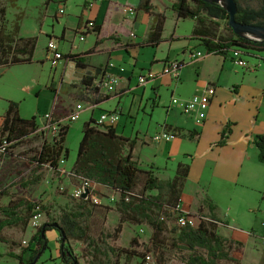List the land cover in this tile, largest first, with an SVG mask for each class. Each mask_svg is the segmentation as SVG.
<instances>
[{
	"label": "rangeland",
	"instance_id": "obj_1",
	"mask_svg": "<svg viewBox=\"0 0 264 264\" xmlns=\"http://www.w3.org/2000/svg\"><path fill=\"white\" fill-rule=\"evenodd\" d=\"M156 1L157 0H152V2L161 9L156 4ZM161 1L165 2V7L161 10L166 11V21L163 33L166 37H169V34L172 33V30L175 27L176 19L175 16L172 15L173 11L171 9L170 0ZM136 2L137 0H96L95 2L92 1V3H89L88 6L83 3V0H66L64 2H61V0L50 2H47L46 0H16L13 5L9 0H0V32L3 29L4 34H11V36L15 38L20 37V32L28 37H37L36 54L42 52V49L46 47V43L49 39L54 38L56 41L60 40V38L64 39L63 43L60 42V47L62 50L64 48L66 55L65 59L74 60L76 66L75 70L80 71V68L87 67V63H90V60H93L95 64H97L103 62L104 59L102 53L97 55L93 54L95 51H92L91 54L88 55L85 52H79V54L74 55L73 57H69V53H67L70 52L67 51L70 42H72L78 50H83L92 46L96 40L95 34L93 33L86 37L87 32L85 33V31L92 30L85 27L90 19H87L86 22H83V20L80 23L78 22L80 15L83 14V6L84 9H86L84 11V17L96 16L99 22L103 23L102 37L107 36L108 32H118V35H109L111 36L110 39L113 38L118 42V36H125V40H127L126 38L131 32H136L134 28L126 32L129 30V26L133 25L132 17L134 16V12H136V8H134L133 5H135ZM240 3L244 6L259 8L262 5V0H240ZM120 4H122V8L119 6ZM1 8H4L5 11L2 12ZM147 18V15L140 12L139 19L141 24L139 26L141 30L139 31V34L137 33L139 38L144 35ZM18 20L20 31L14 33V24ZM218 22L220 24V26H218V33L224 37L230 36L232 33L226 26L225 21L222 20ZM192 26L193 20L189 18L181 19L177 22L176 33L180 36L179 41L184 40L185 37L190 34ZM82 29L85 31H82ZM107 42L109 41L107 40ZM144 42L145 40L142 41L143 44ZM169 43H161V47L156 51L158 57H162L166 54L167 50L170 51ZM246 51L247 54L244 55V57L249 63H252L254 57L258 56L259 53L253 50ZM122 53L126 56L125 59H123L126 66H131L133 64L130 60L137 59L139 65L148 67L154 52L152 53V49L146 47L141 50V52L140 50H133L129 52V54L125 51ZM177 54L180 55L181 50L178 49L171 51V57H174ZM92 57L93 59H89ZM216 61V59L211 60L210 69H214ZM78 62L80 63L78 64ZM193 63L189 64L187 76H196V73L190 67ZM230 63L231 64L227 66V70L221 75V81L225 85L223 86V84H221V88H224L222 89V97L226 98L222 103V109L224 111H230V108H233L231 105L232 101L230 102V100L235 96L233 85H236L235 87L242 90L243 95H240L238 98V106L237 108H234V110L239 112L243 111L244 117L240 118V122L243 126L241 128L244 129L247 126L254 124L255 120L261 121L264 119V100H262V95H264V64L259 69L258 66H255V69L257 70L253 68L252 70L248 69L242 71L234 64V62L230 61ZM5 68L6 66H0V72L5 70L2 75L3 77L0 78V116L6 107L7 101L13 100L19 103L21 117L28 116L30 118L34 116L30 113H37V116L35 115L37 120H41L44 113L40 114L37 112V109L40 111L47 106L53 96L46 86L53 70L50 61L45 60V62L32 64H17L8 69ZM135 75L137 76L138 73ZM162 76L170 77V75ZM231 93H233V95H230ZM82 97L83 96H73L72 100L74 102L82 101ZM169 98L170 92L168 89L166 90L164 88L162 89L160 103L156 107L152 106V99L143 101L142 107L146 104L145 109L139 107L137 99H135L134 102H131L130 98L125 100L126 108L130 109L131 115H134L137 119L135 121L134 119H129L127 121L124 127V133L136 137V133L140 131V138L136 140L134 146L135 157L140 161L139 164L142 168L149 169L152 167L155 174L161 179H169L175 175L178 163L175 159L182 157V153L178 151V149L181 147L184 140L191 141L190 139H186L189 137L188 129L181 128L180 136L177 140L173 141V153H171L172 156L169 159L165 154L163 144L161 143L159 145L152 141V137L161 130L160 126L164 122L171 125L190 126L187 119L178 114V109L176 107L167 113ZM90 101L91 99L88 100V102ZM108 105L112 106L111 104ZM153 108L154 110H152ZM100 111L101 110L95 111V116L97 118L100 116ZM68 112L69 107L65 108L64 115L68 114ZM87 114L88 112L85 110L81 113L80 118L77 121L67 123L69 124V130L66 135L65 144L69 148V156L65 161L70 169L74 165L77 156L79 143L83 136V126L88 118ZM214 115L215 116L212 117V121L209 124L212 131L209 132L207 129V132L204 133L202 142H206L208 139L212 138L213 132L216 129V126H218L219 120L216 118V113ZM120 118L121 121L125 120L124 115H122V117L120 116ZM66 122L64 123L66 124ZM40 126L41 124H39L35 133L27 137L20 146L15 148L12 155L0 154V196L5 193L7 200L12 198L14 202L40 204L42 208L40 224H42L47 220L59 219L63 209H69L70 207L79 204L80 200L73 195L71 187L66 186L69 183L65 181L66 179L64 176L61 177L59 173H56L51 169H45L42 171V179L38 183H27L33 165H31L30 161L25 157L35 155L36 150L46 140V137L41 133ZM138 128L140 130H138ZM48 138L51 140V136H48ZM142 141H145V144H143ZM200 163L201 161L193 162V174L195 175L197 172L198 174L205 176L206 172L204 168H200ZM167 164H169V167L171 168H166L168 167ZM190 179L194 182L197 181L196 176L193 175H191ZM73 182L80 185L79 181L75 180ZM195 186L205 187V184L201 181L199 184L195 183ZM213 189L216 190V187L212 186V190ZM152 193H156V191H153ZM96 195H98L99 202H89V207L93 208L92 216L88 221L90 233L95 238H104L105 234L114 232V229L119 222V213L114 209L115 203L119 199V194L113 190H105L103 192L96 190ZM228 195L233 197L232 193H229ZM112 196H114V199H112ZM185 198L188 199L189 196ZM227 203L228 202L223 203L224 211L228 209ZM229 205L231 206V204ZM232 206L234 207V204H232ZM106 207H111L112 209L108 211L105 209ZM230 212L231 218H237L238 225L241 227L245 226V222L249 221V216L246 213L239 214V211L233 212V209ZM1 214L2 212L0 211V216ZM175 222V219L170 220V224L168 223L170 229L176 227ZM240 231L241 233H237V236L239 235L241 238L245 237L242 233L243 231ZM151 234L152 229L145 224L123 223L122 231L115 241V244L120 248H126L128 251L136 250L141 252V255L133 256L129 262L124 256H122L119 264H143L142 254L145 255L147 253L144 249V245L149 242ZM173 235L174 232L168 234L169 237H172ZM26 236L31 239L30 233L26 234ZM49 237L48 247L42 253V257L40 256V262L42 264H65L63 259L59 257L60 254L58 252L59 250H57L56 240H54L50 234ZM109 241H111V239H109ZM20 242H22V238H20ZM70 243L72 249L79 257L80 264H85L86 260L82 254L85 246L84 243L74 239H72ZM9 249L8 244L0 241V264H19L18 259L9 254ZM177 255L178 254L174 251H166L163 264H181ZM152 256L154 257L153 254ZM257 261H259L257 255L255 256L250 250L245 252L243 264H257ZM153 264H156V260ZM219 264L231 263L221 261Z\"/></svg>",
	"mask_w": 264,
	"mask_h": 264
},
{
	"label": "trees",
	"instance_id": "obj_2",
	"mask_svg": "<svg viewBox=\"0 0 264 264\" xmlns=\"http://www.w3.org/2000/svg\"><path fill=\"white\" fill-rule=\"evenodd\" d=\"M9 1L14 5L16 0ZM64 1L66 0H61V2ZM236 1L238 3L237 21L264 26V0L259 8L244 6L240 0ZM137 10L144 11L153 17L144 45L158 46L164 40L165 13L158 11L152 0H139ZM172 10L177 18H189L195 21L192 37L201 41L207 54L227 56L235 46L247 50L264 51V41L234 33L229 25V13L221 3L177 0ZM1 11L4 12V8H1ZM222 20L232 33L228 37L218 33V26H220L218 21ZM13 30L14 33L20 31L19 20L14 24ZM100 31L101 25H94L90 32L99 34ZM37 40L35 36L15 38L11 34H4L2 29L0 66L11 67L32 63ZM98 41L97 39L95 45ZM7 102L0 128V143L7 141L9 145L5 154L12 155L15 148L37 131L39 124L35 115L30 118L21 117L18 102L13 100ZM92 102L95 103V101ZM68 130L69 124L64 125L60 137L53 143L44 141L35 155L25 157L33 165L28 184L41 181V173L45 169H51L61 175L67 173L60 167V160L69 156V148L65 146ZM230 133L231 128L227 126L221 133L217 145H224ZM190 137H195L193 132L190 133ZM135 143V138L131 139L119 134L115 126L100 124L93 117L85 121L73 169L68 174L79 182L87 180L117 192L119 199L114 209L119 213V222L113 233L105 234L104 238H95L90 233L88 222L93 213V208L89 207L91 200H80L79 204L63 209L59 219L47 220L37 228L27 245L31 255L26 259H23L22 255L19 256L21 264H38V260L35 261V259L47 249V232L52 229L59 233L57 237L59 254L65 264H80L79 257L71 247L72 239L84 243L82 254L86 260L85 264H119L122 256L129 262L133 256L141 255V252L128 251L115 244L125 222L145 224L152 229L150 240L144 245V249L147 253L154 255L156 264H163L168 250L178 254L181 264H219L221 261L241 264L244 243L220 234L219 227L222 222L214 214H210L196 226L187 225L170 229L168 224L170 220H176V215L182 213L178 206L190 173V164L179 162L172 178L161 179L152 167L146 169L140 166L133 154ZM254 143L258 148V160L264 163V133L257 134L254 137ZM153 191L156 193H152ZM36 205L14 202L11 198L10 203L0 211L5 213L6 219L9 220L8 225L27 226ZM210 207L213 208V205ZM105 209L109 211L112 208ZM170 232H174L172 237L168 236ZM0 241L7 240L0 235Z\"/></svg>",
	"mask_w": 264,
	"mask_h": 264
},
{
	"label": "crops",
	"instance_id": "obj_3",
	"mask_svg": "<svg viewBox=\"0 0 264 264\" xmlns=\"http://www.w3.org/2000/svg\"><path fill=\"white\" fill-rule=\"evenodd\" d=\"M92 1L95 2L96 0H83V3L89 6V3H92ZM176 1L177 0H170L171 9L174 2ZM138 2L139 0H137L135 5H133V7L136 8V12H134V16L132 17L133 19L131 18L133 20V25H130L129 30H127L126 32L134 28V30L136 31L135 33L139 34V31L141 30L139 26L141 24L139 14L140 12H143L148 16L144 35L139 38L137 34L135 39L130 38L129 35L126 38L127 40H125V36L121 35L118 36V42L113 38H109V35H118V32H108L107 36L102 37L104 27L103 23H100L96 16L84 17V11L86 9H84L83 6V14L80 15L78 22L80 23L82 20L83 22H86L87 19L93 20L95 21L96 25H101V31L99 34L90 32L91 30L85 31V33L87 32L86 37L92 33L95 34L96 40L94 44L83 50H78L74 46V44L70 42V46L67 49V51L70 52L67 53H69V57H73L74 55L79 54V52H85L88 55L91 54L92 51H95L93 54L97 55L99 53H102L104 57L103 62L95 64L93 60H90V63H87V67L80 68V71L75 70V61L71 59L68 60L67 58L61 61L56 67H52L51 65L53 70L51 72V76H49L46 86L53 96L49 104L40 111L37 109V112H39L40 114L52 113L54 118L65 121V118L68 115H64L65 108L69 107L70 111V109L73 108L77 103H82L85 106L83 111L87 110L88 112L87 117H93L95 120L99 118L95 116L96 110H101L100 113L103 111L116 110L119 112L121 117L122 115L125 116V122L121 121L120 118L116 126L117 132L125 137L131 139L135 138L137 140L138 138H140V131L136 133V137H133L131 134L127 135L124 133V127L127 121L129 119H134V121L137 119V117L131 115V110L126 108L125 100L127 98H130L131 102H134V100L137 99L138 105L141 108L144 100L147 101L148 99H152V106L156 107L160 103V98L162 97V89H168L170 92V98L169 104L167 106V113H169L174 107H176L178 109V114L187 119L188 123H190V126H182L171 125L164 122L160 126L161 130H177L179 132V136L181 133V128H187L189 131V137H187L186 139H190L191 141L184 140L182 142L181 147L178 149V151L182 153V157H178L177 159H175L178 163L181 162L190 164V173L187 178L179 204L180 210L183 213L188 214H202L205 216L214 214L222 222V225H220L219 227L220 234L227 237H232L244 243L245 247L241 263L243 264L245 252L250 250L255 256H258L259 261H257V264H264V247L261 242V235L264 232V163L258 160V148L254 143V137L257 134L264 133V119L261 121L255 120L254 124L247 126L244 129L241 128L243 126L241 125L240 118L244 117L243 111L239 112L237 110H234V108H237V100L240 95L243 94L240 88L235 87L236 85H233L235 96L232 98V100H230V102L232 101L231 105L233 108H230V111H224L222 109V103L224 102V100H226V98L222 97V89L224 88H221V84H223V86L225 85L221 81V75L227 70V66L231 64L230 61L234 62V60L232 59L230 54H228L227 56H222L206 53V56L197 59L194 63L190 62L188 55L189 48L200 52H206V48L204 45H202L199 39L192 37V30L184 40L179 41L180 36L178 33H176V26L177 22L181 19L177 18L173 10L172 15L175 16L176 19L175 27L173 28L172 33L169 34V37H166L163 33L164 40L162 41L168 43L170 42V51L167 50L166 54H164L162 57H158L156 51L159 50L162 42L156 47L145 46V42L143 44L142 41H146L148 37V33L153 23V17L152 15H149L144 11L137 10ZM156 4L161 9L165 7V2L161 0H157ZM119 6L122 8V4H120ZM157 9L158 11L166 13V11L159 9L158 7ZM194 26L195 21L193 20L192 29ZM20 36L28 37L21 34V32ZM97 39L99 41L98 44L95 45ZM107 40L109 42H107ZM58 41L60 46V42L63 43L64 39L60 38V40ZM47 43L46 47L42 49V52L40 54H36L35 49L32 63L45 62V60H48ZM146 47L151 48L152 53L154 52L148 67L139 65L137 59L130 60L133 64L131 66H126L125 62H123V59H125L126 56H124L122 52L125 51L128 54L133 50H140L141 52V50ZM178 49L181 50V54H177L176 56L171 57V51ZM61 51L65 54L64 48L63 50L61 49ZM256 52L259 53L258 56H255L252 63L249 64L258 66L259 69L264 64V51ZM93 57L89 59H93ZM170 59H179L180 61L185 62L184 66H182V68L180 69L178 78H173L172 76H158L155 79L149 80L145 85L138 84L139 75L144 74L150 70L160 72L162 70L163 63L166 60ZM212 59L217 60L214 69H210ZM108 63H113L114 66L107 67ZM191 63L193 64L190 67L196 73V76H187V69H189V64ZM234 64L238 66L242 71L248 70V68H243L237 65L235 62ZM120 67L124 68L123 72L120 71ZM8 68L10 67H6L5 69ZM4 72L5 70L0 72V78L3 77L2 75L4 74ZM105 72H111L118 75L120 78V82L117 86V91L106 96L102 95L99 92V89L96 88L99 81L103 78ZM136 73H138L137 76L135 75ZM208 85L214 86L216 91L209 107L207 108V116L204 122L198 125L193 116L186 115L182 112L180 105L172 104L171 98L173 96L179 98L181 101L187 100L195 94L205 92ZM230 95H233V93H231ZM73 96H83L82 101L74 102L72 100ZM89 99H91V101H95V103H91V101L88 102ZM262 100H264V95H262ZM108 104H111L112 106H109ZM7 105L8 102L3 113L0 116V128ZM90 105L94 107L91 108ZM145 108L146 104L142 107V109ZM152 110H154V108ZM215 113L216 118H218L219 120L218 126H216V129L213 132V137L208 139L206 142H202L204 133L207 132V129L209 130V132L212 131L211 126L209 127V124L212 121V117L215 116ZM30 114L37 116V113ZM43 116L44 115H42V117ZM22 117L29 118L28 116ZM42 117L41 120H37L38 124L42 123ZM227 126L231 128V133L229 134L226 143L224 145H217V142L220 140L221 133ZM138 130L140 129L138 128ZM191 132L194 133V138L190 137ZM153 137L152 141L155 142L153 140ZM178 137L172 141L155 142L159 145L161 143L163 144L165 154L168 159L171 158V153H173V141L177 140ZM142 143L145 144V141H142ZM65 146L67 147L66 144ZM197 161H201L200 168H204L206 172L205 176H202L197 172L195 173V175L193 174V162ZM138 162L140 163L139 160ZM66 164V161L63 164H60V167L63 169V171L67 172L65 175L60 174V176H64V178L66 179L65 181L69 183L66 186H70L71 190L74 191L78 184L74 183L73 181H75L76 179L71 178L68 174L72 171L73 166L70 169V167ZM167 166L168 167L166 168H171L169 167V164H167ZM191 175L196 176V182L190 179ZM201 181L204 182L205 187L195 186V183L199 184V182ZM212 186H215L216 190H212ZM95 188L100 192L110 190L101 184H96ZM229 193H232L233 197H230L228 195ZM5 196V193L0 196V209L4 208L10 203L11 199L7 200V197ZM187 196H189L188 199L185 198ZM224 202H228V209L226 211L223 210ZM229 204H231V206ZM232 204H234V207L232 206ZM210 205H213V208H211ZM232 209L233 212L239 211V214L246 213L249 216V221L245 222V226L241 227L240 225H238L237 218H231L230 211ZM4 215L5 213L2 212L0 216V235L7 240L3 243L9 245V254L16 257L19 261V264H21L19 256L22 255L23 259H26L31 255V252L27 250L28 243H25V241L27 242L30 240L29 237L26 236V234L30 233V236L32 237V235L36 232V229H31L30 223L27 226L20 224L16 226L8 225L9 220L6 219ZM240 230L243 231L242 233L245 237L241 238L239 235L237 236V233H241ZM49 234L57 242V237L59 235L58 231L55 229L49 230L47 232L48 239L50 238ZM20 238H22V242H20ZM57 250H59L58 243ZM41 257H39L38 259V264H42L40 262Z\"/></svg>",
	"mask_w": 264,
	"mask_h": 264
},
{
	"label": "built area",
	"instance_id": "obj_4",
	"mask_svg": "<svg viewBox=\"0 0 264 264\" xmlns=\"http://www.w3.org/2000/svg\"><path fill=\"white\" fill-rule=\"evenodd\" d=\"M96 25L93 20H88V23L85 25L87 29H92ZM82 31H85L82 29ZM81 36V35H80ZM130 38L135 39L136 33L131 32ZM247 49L242 47H233L229 54L231 55L234 62L243 67L248 69H255V66L250 65L248 60L244 57L246 55ZM207 52H200L194 50L192 48L188 49V55L190 62H195L197 59L206 56ZM47 57L50 61L52 67H56L61 61L65 59V54L61 51L59 46V41L55 39L48 40L47 43ZM185 62L180 61L179 59H170L166 60L163 63L162 70L160 72L155 71H148L144 74L138 76V84L145 85L149 80L155 79L158 76L162 75H170L173 78H178L180 69L184 66ZM113 63H108L107 67H113ZM120 71L123 72L124 68L120 67ZM120 82V78L118 75L113 74L111 72H105L103 78L99 81L97 87L99 92L102 95H110L117 91V86ZM215 87L208 85L205 92L200 94H195L192 97L188 98L187 100H180L177 97L171 98L172 104L180 105L182 112L186 115H191L194 117L196 123L202 124L207 116V108L210 105L212 98L215 95ZM90 107H94L91 106ZM85 106L82 103H77L73 108L70 109L69 114L65 118V121L61 119H56L53 117L52 113L44 114L43 121L40 126L41 133L46 137V142L53 143L57 138L60 137V132L62 128L67 123L75 122L80 118L82 111L84 110ZM120 120V114L116 110L112 111H103L100 113L99 118L96 120L100 124H107L112 126H117ZM67 121V122H66ZM66 122V124L64 123ZM48 136H51V140H49ZM179 136V132L177 130L172 129H162L161 131L157 132L154 135L153 140L155 142L161 141H172ZM9 143L7 141H3L0 143V154H5L7 152ZM65 162V158H61L60 164ZM70 174V172H69ZM74 191L73 195L77 197L79 200H91L94 203L99 202L98 195H96V188L95 185L97 183H93L87 180H81ZM86 194V195H85ZM114 199V196H112ZM179 207V206H178ZM42 216V208L40 204H37L34 208L33 216L30 220V226L32 229H36L41 225L40 224V217ZM207 219V216L202 214H188V213H179L176 215V222L175 226L178 228L191 225L196 226L198 225L201 220ZM170 224V222H169ZM261 242L264 247V232L261 235ZM25 243H28L25 241ZM143 264H153L155 263L154 257L151 253H147L142 257Z\"/></svg>",
	"mask_w": 264,
	"mask_h": 264
},
{
	"label": "water",
	"instance_id": "obj_5",
	"mask_svg": "<svg viewBox=\"0 0 264 264\" xmlns=\"http://www.w3.org/2000/svg\"><path fill=\"white\" fill-rule=\"evenodd\" d=\"M203 1L221 3L228 11L229 25L233 29L234 33H236L237 35L246 36L251 39L264 41L263 25L244 24L236 20L237 5H238L236 0H203ZM39 256L40 254L36 257L35 261L38 260Z\"/></svg>",
	"mask_w": 264,
	"mask_h": 264
}]
</instances>
